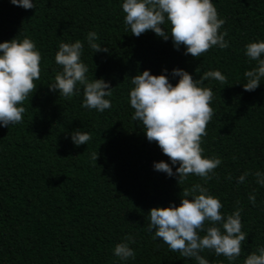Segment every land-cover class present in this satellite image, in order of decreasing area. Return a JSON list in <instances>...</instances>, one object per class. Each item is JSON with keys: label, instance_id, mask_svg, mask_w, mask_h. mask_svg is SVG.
Segmentation results:
<instances>
[{"label": "trees", "instance_id": "obj_1", "mask_svg": "<svg viewBox=\"0 0 264 264\" xmlns=\"http://www.w3.org/2000/svg\"><path fill=\"white\" fill-rule=\"evenodd\" d=\"M212 2L225 20L220 32H227L229 47L213 46L196 58L185 55L183 45L177 50L170 34L167 41L151 30L132 35L124 23L123 0H33L32 9L0 0V43L27 37L42 57L36 91L20 105L26 108L23 121L0 126V264H198L147 230L150 210L179 206L182 189L193 183L220 200L223 215L243 209L247 238L241 255L229 261L205 250L201 255L209 264H244L247 255L264 247V186L254 175L264 176V78L252 92L243 88L245 71L256 66L245 55L246 45L264 41V0ZM93 31L107 52L88 46L86 37ZM77 40L84 44L87 78L103 79L113 88L106 97L112 107L102 113L81 106L79 85V94L71 98L49 88L62 71L55 62L60 43ZM173 69L194 80L215 70L227 77L226 84L210 78L200 85L213 92L203 156L222 160L215 169L218 179L207 184L191 175L178 185L177 175L156 171V162L168 163L174 173L179 164L172 165L158 144L148 141L142 122L132 119V77L148 70L166 75L175 86L180 77L172 76ZM75 131L91 139L76 146ZM245 172L252 174L237 183ZM126 236L135 240L129 243L135 258L121 260L114 248Z\"/></svg>", "mask_w": 264, "mask_h": 264}, {"label": "clouds", "instance_id": "obj_2", "mask_svg": "<svg viewBox=\"0 0 264 264\" xmlns=\"http://www.w3.org/2000/svg\"><path fill=\"white\" fill-rule=\"evenodd\" d=\"M13 5L24 9L34 8L33 0H11ZM124 23L131 34L139 37L151 30L157 36L168 40L169 34L177 50L185 46V55L201 57L213 46L220 49L229 47L225 40L227 32H220L225 20L220 18L212 0H123ZM168 24L165 31L162 25ZM96 32H89L86 40L93 52H107L96 43ZM84 44L61 42L55 55V62L62 71L55 75V82L49 88L58 91L60 96L71 98L83 90V108L104 112L112 107L110 84L103 79L90 81L86 73L88 67L81 62ZM0 126L19 124L23 121L26 108L23 105L31 93L36 91L34 81L40 79L41 54L35 43L25 37L0 43ZM245 55L256 62V66L247 70L243 84L244 91L256 90L264 78V41L246 45ZM166 71V70H165ZM173 77H180L173 86L166 75H152L145 70L132 77L129 93L130 106L135 110L132 119L142 122L149 142H156L172 165L179 164L175 173L172 167L163 161L154 163V169L166 173L169 177L178 176V185L185 184L188 177H200L204 184L214 177L215 169L222 163L219 157L205 158L201 147L202 137L207 135V125L213 116L210 106L213 99L211 88L202 87L205 80L214 79L221 84L227 83V77L219 70L206 71L198 80L182 69H173ZM76 145L86 144L89 133L75 131L71 136ZM97 152L91 153L96 162ZM235 159V157H234ZM245 172L237 178L243 183L248 175ZM256 182L264 186V176L260 171L254 173ZM227 179L231 180V174ZM179 206L154 207L150 210V222L147 230H154L153 239H161L172 252H179L185 258H194L198 264H209L201 255L205 250L214 251L233 261L241 255L242 242L247 238L242 231V208L237 207L230 215H223L220 200L209 194L201 183L184 187L180 194ZM255 205V195L249 196ZM239 205V201L236 202ZM201 233H204L201 235ZM129 243H135L131 236L114 248L115 256L121 260L135 258V252ZM244 264H264V247L247 255Z\"/></svg>", "mask_w": 264, "mask_h": 264}]
</instances>
